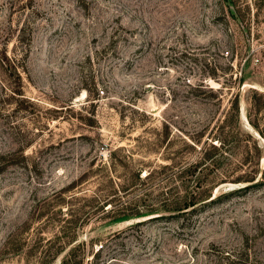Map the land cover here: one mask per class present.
Listing matches in <instances>:
<instances>
[{
  "label": "rangeland",
  "instance_id": "1",
  "mask_svg": "<svg viewBox=\"0 0 264 264\" xmlns=\"http://www.w3.org/2000/svg\"><path fill=\"white\" fill-rule=\"evenodd\" d=\"M233 100L262 171L264 0H0V264H264L250 138L205 171L196 215L109 211L171 203L185 142Z\"/></svg>",
  "mask_w": 264,
  "mask_h": 264
},
{
  "label": "trees",
  "instance_id": "2",
  "mask_svg": "<svg viewBox=\"0 0 264 264\" xmlns=\"http://www.w3.org/2000/svg\"><path fill=\"white\" fill-rule=\"evenodd\" d=\"M203 87V86H202ZM200 89H204L201 88ZM260 104H257L255 111L260 107ZM254 128L264 137V131L259 128V125L254 121L250 120ZM240 137L250 138L253 142L254 151L256 155V160L254 166L248 175L246 174V179L253 181L258 172H261V177L264 180V168L260 170L258 163L259 158L261 157V147L254 136L249 132H244L240 124V110L238 102L234 100L231 102V106L225 112H222L221 117L218 118L217 123L214 126L209 127L208 129L202 128L196 135L190 136L188 142H185V146L192 148L195 151V157L193 162H184L181 165L177 175L169 176L166 184L169 186L172 183V180L177 178L180 180V185L177 186V190L173 191L172 188L169 189L164 200L171 201V203H166L163 206H146L143 210H134L126 212V208H111L109 211L112 213L113 217L119 216H128V215H140L145 212L155 211L157 209H162L163 212L157 216L149 218L148 220H172L179 219L183 216H194L202 208L207 205V202L198 204L197 199L199 195L209 187V184L205 183L206 173L208 169L215 168L221 162L222 158H225L227 153V144L229 142H236ZM205 139V140H204ZM215 140V142L213 141ZM172 165L160 166L159 171L154 170L153 168L147 170L144 175H141V170H136L132 173L129 178V187L135 186L137 183L144 181L152 180L155 177L157 172H165L166 170H173ZM177 177V178H176ZM174 178V179H173ZM112 180V179H111ZM261 180V182L263 181ZM117 185V182L113 181ZM205 183V184H204ZM258 183V180L245 186L234 188L235 192L245 190L251 186H254ZM212 186L210 185V188ZM209 189V188H208ZM117 190V189H116ZM211 190V189H210ZM111 200L110 194L104 196L102 199V204ZM215 199L212 198L209 201L213 202ZM209 202V203H210ZM112 206V203L109 207ZM103 208V207H102ZM189 218V217H188ZM146 220L137 222L136 224H141ZM74 237V236H73ZM71 237L73 242L75 239ZM69 240L68 243L71 241ZM103 246L101 245L100 248ZM99 248V249H100ZM75 246L69 249V252H74Z\"/></svg>",
  "mask_w": 264,
  "mask_h": 264
},
{
  "label": "bare ground",
  "instance_id": "3",
  "mask_svg": "<svg viewBox=\"0 0 264 264\" xmlns=\"http://www.w3.org/2000/svg\"><path fill=\"white\" fill-rule=\"evenodd\" d=\"M264 162V155H263V157L261 158V163H263ZM263 166H264V163H263Z\"/></svg>",
  "mask_w": 264,
  "mask_h": 264
},
{
  "label": "water",
  "instance_id": "4",
  "mask_svg": "<svg viewBox=\"0 0 264 264\" xmlns=\"http://www.w3.org/2000/svg\"><path fill=\"white\" fill-rule=\"evenodd\" d=\"M263 168H264V166H263Z\"/></svg>",
  "mask_w": 264,
  "mask_h": 264
}]
</instances>
